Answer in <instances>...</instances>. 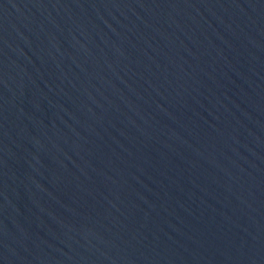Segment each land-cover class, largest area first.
<instances>
[{"label": "water", "instance_id": "1", "mask_svg": "<svg viewBox=\"0 0 264 264\" xmlns=\"http://www.w3.org/2000/svg\"><path fill=\"white\" fill-rule=\"evenodd\" d=\"M0 264H264V0H0Z\"/></svg>", "mask_w": 264, "mask_h": 264}]
</instances>
